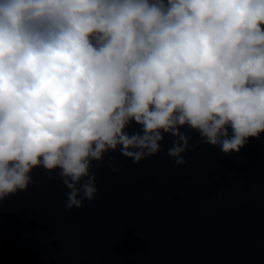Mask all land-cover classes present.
Segmentation results:
<instances>
[{
	"label": "clouds",
	"instance_id": "clouds-1",
	"mask_svg": "<svg viewBox=\"0 0 264 264\" xmlns=\"http://www.w3.org/2000/svg\"><path fill=\"white\" fill-rule=\"evenodd\" d=\"M262 26L264 0H0V202L43 168L82 208L106 156L140 164L166 136L177 167L239 153L264 133Z\"/></svg>",
	"mask_w": 264,
	"mask_h": 264
},
{
	"label": "water",
	"instance_id": "water-1",
	"mask_svg": "<svg viewBox=\"0 0 264 264\" xmlns=\"http://www.w3.org/2000/svg\"><path fill=\"white\" fill-rule=\"evenodd\" d=\"M173 139L140 164L110 153L95 200L78 209L37 168L27 191L0 202V264H264V133L230 155L201 144L180 167Z\"/></svg>",
	"mask_w": 264,
	"mask_h": 264
}]
</instances>
